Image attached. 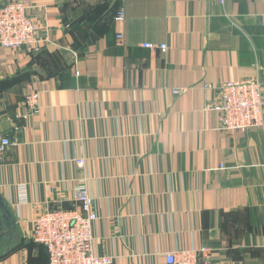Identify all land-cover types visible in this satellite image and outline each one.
<instances>
[{
    "label": "crops",
    "instance_id": "1",
    "mask_svg": "<svg viewBox=\"0 0 264 264\" xmlns=\"http://www.w3.org/2000/svg\"><path fill=\"white\" fill-rule=\"evenodd\" d=\"M24 1L40 50L0 46V140L15 143L0 194L19 226L2 238L12 250L0 264H47L31 221L80 210L84 184L94 252L112 264H166L169 252L201 248L209 264H264V129L224 135L218 92L204 88L264 83V0Z\"/></svg>",
    "mask_w": 264,
    "mask_h": 264
},
{
    "label": "built area",
    "instance_id": "2",
    "mask_svg": "<svg viewBox=\"0 0 264 264\" xmlns=\"http://www.w3.org/2000/svg\"><path fill=\"white\" fill-rule=\"evenodd\" d=\"M33 6L24 0H9L0 5V46L10 52L27 49L39 51L40 44L37 32L38 25L34 18L27 15ZM115 21L125 19L124 10L115 16ZM118 40L122 36L117 37ZM144 49L158 50L161 54L169 51V45L146 43ZM79 76L78 73H76ZM204 88H215L218 92L216 109L219 113V130L224 135L245 133L253 129H264V83L259 78H248L244 81L205 85ZM176 91V95L182 94ZM39 94L31 91L25 97L24 104L30 116L39 114ZM15 145L8 137L0 140V161L10 147ZM83 167L82 160L77 161ZM74 200L80 210L63 207L46 208L32 219V236L49 254V264H112L110 256H98L94 252L95 237L93 229L98 220L94 200L84 185L75 188ZM166 264H209L213 253L207 248L199 251L169 252Z\"/></svg>",
    "mask_w": 264,
    "mask_h": 264
},
{
    "label": "water",
    "instance_id": "3",
    "mask_svg": "<svg viewBox=\"0 0 264 264\" xmlns=\"http://www.w3.org/2000/svg\"><path fill=\"white\" fill-rule=\"evenodd\" d=\"M18 227L17 220L11 210V207H9L5 198H3L0 194V242L5 236H7L8 239L15 238ZM10 250H12V247L9 245V247L6 248L2 254H0V257L5 256V254Z\"/></svg>",
    "mask_w": 264,
    "mask_h": 264
},
{
    "label": "trees",
    "instance_id": "4",
    "mask_svg": "<svg viewBox=\"0 0 264 264\" xmlns=\"http://www.w3.org/2000/svg\"><path fill=\"white\" fill-rule=\"evenodd\" d=\"M118 12H119V10H117L116 12H115V14H114V18H115V16L118 14ZM42 54V53H41ZM36 244V243H35ZM38 244V243H37ZM36 244V245H37ZM38 245H40V244H38ZM41 246V248L45 251L44 253L46 254V257H47V264H49V254H47V252H46V249L44 248V246H42V245H40Z\"/></svg>",
    "mask_w": 264,
    "mask_h": 264
},
{
    "label": "rangeland",
    "instance_id": "5",
    "mask_svg": "<svg viewBox=\"0 0 264 264\" xmlns=\"http://www.w3.org/2000/svg\"><path fill=\"white\" fill-rule=\"evenodd\" d=\"M26 50H27V49H26ZM7 51H8V50H7ZM29 51H30V50H29ZM31 52H32V51H31ZM3 241H5V240L3 239ZM5 242H6V241H5ZM0 247H1V248H0V254H2V253L5 251L6 248H3V246H1V245H0ZM10 247H11V246H10Z\"/></svg>",
    "mask_w": 264,
    "mask_h": 264
}]
</instances>
